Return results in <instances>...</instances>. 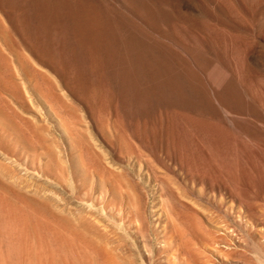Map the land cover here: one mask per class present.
Wrapping results in <instances>:
<instances>
[{"label":"rangeland","instance_id":"1","mask_svg":"<svg viewBox=\"0 0 264 264\" xmlns=\"http://www.w3.org/2000/svg\"><path fill=\"white\" fill-rule=\"evenodd\" d=\"M71 1L0 0V264H264V0H82L199 72L209 104L151 115L72 51Z\"/></svg>","mask_w":264,"mask_h":264},{"label":"bare ground","instance_id":"2","mask_svg":"<svg viewBox=\"0 0 264 264\" xmlns=\"http://www.w3.org/2000/svg\"><path fill=\"white\" fill-rule=\"evenodd\" d=\"M69 7L70 8L66 10V16L68 18V21L70 22V25H71L72 30L74 31V35H75V39L73 42H71V39L69 38L72 51L77 52L76 54H79V56L84 58V59L88 58L90 60V62L93 63L94 69L99 72V78L101 80H103L104 83H105V81L107 84H108V82H110L111 85L113 84L115 87H117V90L120 94V95L118 94V97L120 96L119 98H121L125 104L131 105V106H129V110L132 107L134 113L146 115V114L151 113V109L155 110V108H158V107H164V106H169V105H174V106L198 105L202 102L201 100L205 101V103H207V104L210 103V99H209V96H208L207 91H206L207 88L204 87V85L202 84V82L199 79L200 78V75L198 74L199 72L192 68L190 62L186 58H184L181 55V53H179L175 49H173V46L169 44L170 42L167 43L162 39V38L173 39V37L170 34H167V33L163 32L162 30H160L159 27L156 26L157 23L155 25L150 24L149 26H146L147 28H144V27L139 26L138 24H136L135 22L132 21L131 24L134 27L133 31L122 30V29H120L121 26L116 21H114L113 19H111L108 16H105V15L99 13L98 11L95 10V8L91 7L90 5H88L87 3H85L82 0H72L69 4ZM61 16H62V14H61ZM41 19H43V18H41ZM42 24H43V22H42ZM62 28H64V27H62ZM129 28H131V27H129ZM67 30L69 31L68 34H70V30L69 29H67ZM64 32H63V34H64ZM155 33H158L159 36L158 37L154 36ZM72 34H70V35H72ZM65 36H67V35L64 34V37ZM65 38L68 39V37H65ZM67 39H64V40L67 41ZM66 41H65V43L67 45L68 42H66ZM175 42H176V40H175ZM68 45H69V43H68ZM65 48H66V46H65ZM66 49H68V48H66ZM70 50L71 49H69L68 52H70ZM76 56L77 55H75V57ZM70 58H72V57H70ZM76 60H77V58H76ZM71 61H73V58ZM77 68H79V67L77 66ZM80 69H81V66H80ZM97 71H96V75H97ZM94 78L95 77H93L92 79H94ZM201 84H202V86L200 87ZM108 86H109V84H108ZM111 88H113V87H111ZM113 91H114V89H113ZM116 91H114L115 94L117 93ZM124 103H122V104L124 105ZM125 109H126V107H125ZM150 119L152 120L153 118H150ZM154 125H155V123H154ZM198 140H199V138H198ZM212 172H213V170H212ZM232 187H233V185H232ZM213 189L214 188H212V190ZM234 189H236V188H234ZM232 190L233 189H231V191H230L231 193L233 192ZM234 192H236V191H234ZM232 194H235V193H232ZM232 196H234V195H232ZM239 198H240V196H239ZM228 213H230V212H228ZM239 215H241V214H239ZM244 216H243V218H245ZM236 217H238V216H236ZM228 218H229V216H228ZM246 221H247V219H246ZM243 222H244L243 226L244 225L246 226V224H245L246 222L245 221H243ZM218 224H220V223H218ZM249 224H251V223L249 222ZM227 225H225V226H227ZM251 225H252V227L254 226L253 224H251ZM251 225H249V227ZM225 226H223L222 228L224 229ZM233 227H235V225ZM222 228L218 227V230L222 229ZM200 229H202V228L200 227ZM228 229L230 230V228H228ZM253 229H254V227H253ZM223 231H225V229ZM179 232H180V230H178V233ZM182 232H184V231H182ZM197 232H199V231H197ZM185 233H186V231H185ZM217 234H215V235H217ZM222 234L220 233L219 237H217V238H219V239H221V237L228 238L227 236L222 235ZM233 234L234 233L232 232V236L235 235V234L234 235ZM184 235L182 233V237ZM228 235H230V237H231V233ZM238 235H240V234H238ZM226 238H224V239L222 238V239L226 241ZM229 238L227 240H229V242H230L231 241L230 239L234 238V237H231L230 239ZM236 238H238V237L236 236L235 239ZM216 241H214V242H216ZM233 241H231V242H233ZM235 241H237V239ZM184 242H183V244L185 245ZM188 242H190V241L188 240ZM188 242H186V243H188ZM218 243H220V240L218 241ZM183 244H180V245H183ZM221 244H222V242H221ZM227 244H230V243H227ZM189 245H191V244H189ZM193 245L194 244L192 243V245H191L192 248L194 247ZM178 248H179V245L177 246V250H179ZM184 248L186 249L185 253H186L187 249H190V250L192 249L190 247L188 248L186 245L184 246ZM228 248H229V245H228ZM200 250L201 249H199V251ZM225 250H226V248H225ZM189 251H188V253H189ZM192 252L191 253L194 254V251H192ZM204 253H206V252H204ZM201 254H203V252H201L200 255ZM196 255H198V254H194L195 257H196ZM105 256H107V255H105Z\"/></svg>","mask_w":264,"mask_h":264}]
</instances>
